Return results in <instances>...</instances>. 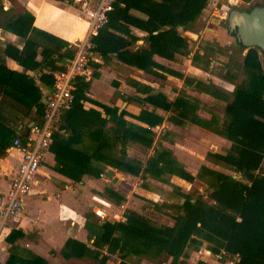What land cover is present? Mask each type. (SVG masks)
<instances>
[{
	"label": "trees",
	"instance_id": "trees-1",
	"mask_svg": "<svg viewBox=\"0 0 264 264\" xmlns=\"http://www.w3.org/2000/svg\"><path fill=\"white\" fill-rule=\"evenodd\" d=\"M206 2L207 0H116L108 22L91 38V50L103 59L114 54L124 63L158 74L156 69L164 67L153 56L159 55L172 60L176 53L185 54L188 51L186 38L181 35L180 30L195 31V23ZM131 9L143 13L145 18L134 16ZM32 25L33 15L28 11L12 13L0 22L3 30L22 39L20 49L7 44L6 54L30 70L64 68L72 58L73 51L69 50L67 44L61 48H49L28 38ZM130 25L146 32L142 37L143 44L136 48L133 43L137 38L131 34ZM199 57V53L194 54L192 62L197 63ZM235 66L243 68L246 77L235 84L231 101L228 95L214 86L190 76L183 77L186 85L227 102L221 123L216 115L209 119L200 117L197 113L199 101L196 98L180 95L170 101L164 93L155 92L148 85H137V90L145 95L142 100L153 107L176 111L181 121H190L231 141L226 153L208 154L209 160L226 168L229 173L204 165L201 167V174L208 176L206 182L211 190L207 192V196L212 201L208 202L198 193L196 196L184 195L182 202L161 203L160 207L172 212V226L156 225L132 210H127L125 219L119 221L100 220L93 211L87 210L84 214V227L93 239L92 245L97 251L90 249L82 241L67 238L60 250L63 257H83L93 253L98 258L97 264H104L111 255H115L120 259L118 264H129L126 262L129 255L152 252L160 263L171 258L169 264H177L182 262L180 257L186 256L188 244L197 249L204 240L213 244L209 247L215 252L224 248L232 255L237 254L239 260L236 264H264V74L254 48H249L242 62L235 63ZM169 72L182 76L180 72L171 69ZM226 78L235 80L234 74ZM41 79L51 84L50 75L42 74ZM32 80L28 74L0 65V90L4 96L11 97L28 111L35 108V118L40 119L44 105L40 101V90ZM88 88L89 82L82 77L75 80L74 100L64 113V117L67 120L70 118V122L71 118L80 119L88 113L83 109ZM102 107L108 120L113 123L110 130L114 140L120 143L119 153L110 150L109 144L102 138L90 154L75 148L74 143L78 141L79 135L75 126L67 122V125H62L70 131L67 138H55L54 135L55 139L51 144L58 171L68 175L73 181H80L84 173L98 177L104 172L103 164H109L134 175L142 169L154 170L157 174L165 170L188 181L193 180V175L172 157L170 150L162 149L156 156L148 157L145 166H142L141 160L130 158L126 151L127 142L134 140L149 146L152 142L147 136L149 128L127 121L124 118L127 113L125 110L118 113L116 107ZM130 115L148 126H156L162 122V117L153 111L142 110L137 115ZM100 121H104L101 114ZM101 132L100 130V137ZM16 136L15 130L0 119V157L6 154V149ZM92 158L100 160V166L94 165ZM101 195L117 205L125 199L110 187H105ZM20 236L22 232L14 229L5 240L13 244ZM6 264L48 263L35 254L18 256L12 246Z\"/></svg>",
	"mask_w": 264,
	"mask_h": 264
},
{
	"label": "crops",
	"instance_id": "crops-1",
	"mask_svg": "<svg viewBox=\"0 0 264 264\" xmlns=\"http://www.w3.org/2000/svg\"><path fill=\"white\" fill-rule=\"evenodd\" d=\"M1 1L2 3L0 2V4L2 5V8L0 9V22L4 20L2 9L5 11L9 10V6L6 4L7 2H4L5 0ZM15 1L18 6V10L16 12L28 11L33 15V25L28 32V38L36 41L41 46H46L49 48H61L63 45L67 44L69 50L73 51L75 48V45H73L74 42H79L83 38L87 27V20L68 2L61 0ZM130 12L134 16L145 18V15L137 10L131 9ZM129 27L131 34L137 38V40L133 43V47L136 48L142 45V37L146 34V32L132 25ZM180 31L181 35L186 37L184 35L185 30ZM196 33L198 34V32ZM7 44H11L20 49L22 47V39L18 35L10 31H5L0 27V65L6 66L12 70H17L21 73L28 74L30 77H32L33 84L40 90V101L43 103L45 94L51 89L52 84V81L51 84H48L45 80L41 79L42 74L44 76L48 75L45 72L47 69L40 68L37 70H30L22 67L14 59L6 54L5 47ZM63 50L64 49H62V51ZM245 53L246 50L242 52L241 62ZM180 55L181 54L176 53L174 55V59L172 60L166 59L159 55H154L153 58L156 62L161 64L164 69H166V67L173 69L166 63L169 61L173 62ZM39 58L40 54L37 55V59ZM259 59L262 65V72L264 73V60L261 56H259ZM89 67L91 73L90 77L86 80L89 82V88L85 93L86 99L83 101V109L88 113L80 119L77 118L74 120V118H71V122L70 118L67 120L66 116L64 117L63 114L62 125H67V122H69L75 126L79 136L78 141H75L74 143V147L87 151L90 154L96 144L100 142L101 137L103 140H106L103 137L107 138V136L112 135L110 127L113 126V123L108 120V115L102 106L116 107L118 113H120L122 110H125L122 108L124 104L130 103L132 101H144L142 98L145 95H143L142 92H138L136 90L137 87H134L133 93L126 92L124 94L120 90L124 84L118 85L113 79H115L117 75H120L122 70L125 72L127 71L126 73H132V79L130 78V81L134 82L132 84L134 86L136 81H133V79L136 80V75L133 74L139 73L141 75H146L147 72L120 61L114 54H111L106 59H103L100 55L94 52L91 53ZM164 69L156 70L165 74L164 71H162ZM230 82H232L230 88L228 87L230 90H226L225 92L221 91L222 93L228 95L229 98L231 97L229 96V93H232L235 87V85H233L235 80H230ZM140 84L148 85L153 89V91L162 92L165 94V92L161 90V87L159 88L160 90H156L152 82L146 81L144 83L140 82ZM128 89L130 90V88ZM200 92L204 93L202 91ZM112 96L116 97L115 101H112ZM150 109L151 107L147 108V110ZM93 110L98 112V114L93 112ZM140 111L141 109L137 113H129L137 115ZM35 114V108L28 111L26 107L22 106V104L13 100L11 97L4 96L0 90V119H2L9 127L13 128L17 135L25 134L34 122H39L41 120V118L36 119ZM100 114L104 121H100ZM125 119L129 121L127 118ZM129 122L140 126H146L145 123L137 119L135 121ZM62 125L61 129L55 134V138L57 136L61 139H64L69 135L70 131L66 128H63ZM194 126L197 127L198 125L194 124ZM199 127L203 128L201 126H198V128ZM204 129L208 130L207 133H209V135L220 137L222 145L226 149L230 148V140L218 136L217 133L212 132L209 129ZM100 130L102 131L101 137ZM112 138L114 140L113 135ZM119 149L120 143L117 142V150L113 151L119 153ZM127 154L130 158H134L130 156L129 153ZM20 159V152L15 148L9 147L6 149V154L0 157V194L8 189L10 181L19 165ZM91 162L94 165L100 166V160L92 158ZM182 163L186 164L185 161H182ZM215 165L218 166V164H214V166ZM55 166V152L51 149L50 145L41 166L35 174V180L32 188L24 198L23 213L13 218L0 234V264H6L10 248L12 246L15 247V251L18 256L27 257L30 254H35L44 258L48 264H83L86 262V259H88V256H91L89 259H92L93 261L98 259L92 255L93 253L86 254L83 257L65 258L61 255L60 250L67 238L77 239L84 242L90 249H96L92 245L93 239L88 235V232L84 227V214L87 210H91L95 214L96 212L101 211L106 216L108 215V218H110V215L113 217H118V212L114 214L112 211L110 215L106 213V211L112 208H115L114 211H119V205L115 206V203L112 204L109 202L107 198L101 195V192L103 188L110 187L125 197L124 191H126V185L129 182L128 179L130 176L127 173L119 172L115 167L109 164H103L105 168L104 174L102 173V175L96 177L88 173H84L80 181H73L68 175L58 171ZM109 169L112 171L108 176L107 170ZM42 184H44V186ZM49 185L52 189L51 193H48L46 189V186ZM100 185L104 187L101 189ZM79 189H84L85 192L88 189H94L99 195L96 197V199L93 198L95 205L91 203V207L82 214V222L76 223L75 220L72 219L73 213L75 212L74 208L77 206L80 200L83 202L86 201L85 195L83 196L84 198L80 197L81 192H79ZM31 200H33V206L36 210L35 214L34 212H29L27 209V205ZM96 216L100 219L97 214ZM67 222H69V225ZM14 229L22 232V236L16 238L12 244L7 242L5 237L11 230ZM193 251L194 250L190 252V257L192 256ZM98 257H100V255H98ZM108 262H110L109 259L104 264H108Z\"/></svg>",
	"mask_w": 264,
	"mask_h": 264
},
{
	"label": "rangeland",
	"instance_id": "rangeland-1",
	"mask_svg": "<svg viewBox=\"0 0 264 264\" xmlns=\"http://www.w3.org/2000/svg\"><path fill=\"white\" fill-rule=\"evenodd\" d=\"M0 2L2 3L1 0ZM4 2H7L6 4L9 6V10L5 11L2 9L3 18L18 10L15 0H5ZM244 6L245 5L241 3L240 0H238L237 5H235V7L239 9H242ZM233 7L234 5L230 3V0H207L194 27L199 37L196 40H192L186 36L188 51L185 54H181L173 62L169 61L166 63L168 66H171L174 71L180 72L182 76L169 72V68L166 67V69L162 70L165 74L157 70L156 72H158V74H148L147 72L146 75H141L139 73H134L133 75H136V77L134 76L136 80L133 79V81H136L134 86L132 85L134 82L130 81L132 79V73H126L127 71L125 72L122 70V73L117 75L113 80L117 82L118 85H125L120 89L124 94L126 92L133 93L134 87L136 88L140 82L144 83L147 81L152 82L156 90H160L159 88L161 87V90L165 92L170 101L180 95L196 98L199 101V108L197 109L198 115L204 118L216 115L219 117L221 123L224 114V106L227 102L201 93L189 84L185 85L183 77L190 76L199 79L222 92L230 90L229 88L232 83L226 76L228 77V75L234 74L235 82H233V85L245 79L246 74L243 68L240 69L238 66H235V63L239 64L241 62L242 50L231 55V44L223 33L225 30V19H222V17H225L226 12ZM196 53H199L200 57L199 61L194 63L192 62V56ZM231 62L233 63L230 64ZM167 77L168 79L166 80ZM128 88H130V90ZM229 96H231L229 98V101H231L233 98L232 93H229ZM115 99L116 97L112 96V101H115ZM150 107L151 109L148 111H153L158 116L162 117V122L159 125L148 126L145 123L146 126H143L149 128L150 133H148L147 136L152 139V142L147 146L138 141L129 140L126 146L127 153L141 160L142 166H145L148 157L156 156L162 149L170 150L172 157L183 166L187 172L193 175L194 178L188 181L177 174L165 170L157 174L154 170L142 169L138 174L134 175L117 169L119 172L127 173L130 176L128 179L129 182L127 181L126 191H124L125 199L119 204V211H114L115 208L106 211L109 215L112 211L114 214L118 212L119 216L113 217L110 215V218H108L107 215L104 220H124L125 212L127 210H132L154 222L156 225L172 226L174 224L172 212L164 207H160L159 205L161 203L166 201H183L184 195L189 194L196 196L198 193L202 194L208 202H211L212 200L207 196V192L211 190L206 182L208 176H203L201 174V167L204 165L218 171L229 173V170L227 171L226 168L220 165H215V167V163L208 158L210 152L226 153L229 150L222 145L220 137L209 135V133H207L208 130L200 127L198 128V126H194L190 121H181L177 117L176 111L171 112L163 110L162 108H156L145 101H132L124 104L122 108L127 112L124 114V117L129 121H135L136 118L131 116L129 112L137 113L140 109L142 111ZM217 135L226 138L221 134L217 133ZM103 138L106 139L105 141L108 140L107 143L110 146V150H117V142L113 140L112 135ZM182 161H185L186 164L184 163V165ZM42 185L44 186V184ZM100 187L102 189L104 186L102 187L100 185ZM46 189L48 193L52 192L50 185L46 186ZM103 190L104 188L102 191ZM79 192H81V198H84V195L86 196V201L83 202L80 200L74 208L75 212L73 213L72 219L75 220L76 223L82 222V214L91 207V203L95 205L93 198L96 199L99 195L94 189H88L86 192L84 189H79ZM108 201L114 204L112 201ZM114 205L117 206V204ZM27 209L31 213H36L33 200L29 202ZM67 223L69 225V222ZM202 244L207 246L213 245L204 240ZM193 249V245L188 244L185 250L186 256L180 257L179 260H182V262L179 261L177 264H190L191 257L189 254ZM93 250L97 251V249ZM90 257L88 256V259H86V262L83 264H94V262L97 264V261L89 259ZM109 260L110 262H108V264H118L120 261L115 255H111V259ZM170 260L171 258L164 263H160L152 252L141 253L139 255L131 254L126 258V262L129 264H169Z\"/></svg>",
	"mask_w": 264,
	"mask_h": 264
},
{
	"label": "built area",
	"instance_id": "built-area-1",
	"mask_svg": "<svg viewBox=\"0 0 264 264\" xmlns=\"http://www.w3.org/2000/svg\"><path fill=\"white\" fill-rule=\"evenodd\" d=\"M64 1L86 18L87 27L83 38L79 42H74L75 48L69 63L62 69L45 71L51 76L52 84L44 97L41 120L34 122L25 134H18L9 146L20 152L21 159L8 189L0 194V234L13 218L23 213L24 198L32 188L35 174L53 142L54 135L61 129L64 112L73 103L75 80L78 77L84 80L90 77L91 38L108 22L109 13L116 2V0ZM96 214L102 220L106 217L101 211ZM193 250L190 264H236L239 260L237 254L232 255L224 248L215 252L202 244Z\"/></svg>",
	"mask_w": 264,
	"mask_h": 264
},
{
	"label": "water",
	"instance_id": "water-1",
	"mask_svg": "<svg viewBox=\"0 0 264 264\" xmlns=\"http://www.w3.org/2000/svg\"><path fill=\"white\" fill-rule=\"evenodd\" d=\"M231 29L235 28L236 38L246 47H258L264 53V6H255L249 11L233 8L228 14ZM184 35L196 40L198 34L189 30ZM112 170H107L109 176Z\"/></svg>",
	"mask_w": 264,
	"mask_h": 264
},
{
	"label": "flooded vegetation",
	"instance_id": "flooded-vegetation-1",
	"mask_svg": "<svg viewBox=\"0 0 264 264\" xmlns=\"http://www.w3.org/2000/svg\"><path fill=\"white\" fill-rule=\"evenodd\" d=\"M240 2L245 5L242 9L235 7V5H237V3H238V0H230V3L232 5H234L233 8H237L239 10L249 11L250 9H252L255 6H264V0H240ZM233 8H231V9H233ZM231 9H229L226 12L225 17H222V19H225V30L223 33L225 34L226 38L229 40V42L231 44V49H230L231 55H233V54H235L241 50H242L241 52H243L244 50H246V52H247L249 48H254L258 54V57L262 56L263 60H264V53L262 52V50L260 48H258V47H246L236 38L235 28L231 29V27L228 23V14H229V11ZM232 63L233 62H231L230 64H232Z\"/></svg>",
	"mask_w": 264,
	"mask_h": 264
}]
</instances>
